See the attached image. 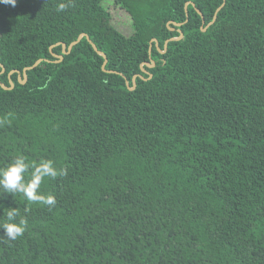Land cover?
Instances as JSON below:
<instances>
[{
	"label": "trees",
	"instance_id": "1",
	"mask_svg": "<svg viewBox=\"0 0 264 264\" xmlns=\"http://www.w3.org/2000/svg\"><path fill=\"white\" fill-rule=\"evenodd\" d=\"M106 1L0 4V168L66 170L0 264H264V0Z\"/></svg>",
	"mask_w": 264,
	"mask_h": 264
},
{
	"label": "clouds",
	"instance_id": "2",
	"mask_svg": "<svg viewBox=\"0 0 264 264\" xmlns=\"http://www.w3.org/2000/svg\"><path fill=\"white\" fill-rule=\"evenodd\" d=\"M17 0H0V4H10L15 7ZM69 5L60 3L57 6V11H64ZM26 158L23 155H17L14 161L5 168H0V186L7 193L15 195L16 193L23 194L24 198L32 202H40L44 205L54 206L56 203L53 195H40L37 193L44 177L56 178L57 175H65L66 170L61 169L58 173L53 166V161L46 160L39 164H31L33 172L31 179H25V173L29 168V164L25 163ZM18 212L15 209L7 213V222L0 223V228L4 231L2 235L9 240H15L23 235L27 228V221L20 220L19 223L12 222Z\"/></svg>",
	"mask_w": 264,
	"mask_h": 264
},
{
	"label": "water",
	"instance_id": "3",
	"mask_svg": "<svg viewBox=\"0 0 264 264\" xmlns=\"http://www.w3.org/2000/svg\"><path fill=\"white\" fill-rule=\"evenodd\" d=\"M224 5H225V4H224ZM224 5H223V6H224ZM187 6H188V4H187ZM223 6H222V7H223ZM222 7H221V8H222ZM221 8L218 9L217 13L221 10ZM197 12H198L199 14H201V16H202V18H203V22L205 23V18H204V15L202 14V12H201L200 10H198V9H197ZM217 13H216V15H215V17H214L213 22L210 23L209 26L212 25V24H214L215 21L217 20ZM176 25L180 26L181 24H176ZM207 28H208V27H207ZM207 28H204L203 31H206ZM84 37H87V38H88L89 42L92 44V46H93V48L95 49V51H96L100 56H102V57L105 59L104 64H103V70H104L105 72H109V73H116L115 71H109V70L106 69V66H107V64H108V58H107L106 54H105L104 52L100 51V50L97 48V46L91 41V39H90L86 34H82V35L78 38L77 41L73 42V43L69 46L68 51H64V54H69V53L72 51L73 47H74L75 45H77V44H78V43H79ZM182 37H183V35H182L180 38L173 39V40H179V39H181ZM63 47L65 48V45H63ZM57 57H59L60 60L63 59L62 56H57ZM41 62H42V60L37 61V62L35 63L34 66L26 68V69H25V72L28 71V70H32V69L36 68ZM145 64H146L147 66H150V67H153V66H154V63H153V65H150V64H148V63H145ZM3 72H4V70H3ZM137 77H138V75L134 77V80H136ZM21 82H22L23 84H25L26 80L21 81ZM2 86H3L4 89L8 90V89H12L13 84H12V87H11V88H8V87L5 86L4 84H2ZM131 89H134V87L131 88Z\"/></svg>",
	"mask_w": 264,
	"mask_h": 264
},
{
	"label": "rangeland",
	"instance_id": "4",
	"mask_svg": "<svg viewBox=\"0 0 264 264\" xmlns=\"http://www.w3.org/2000/svg\"><path fill=\"white\" fill-rule=\"evenodd\" d=\"M105 6L111 11L113 22L117 29L125 35H131L133 33V27L129 14L120 6L115 5L114 0L106 1Z\"/></svg>",
	"mask_w": 264,
	"mask_h": 264
}]
</instances>
